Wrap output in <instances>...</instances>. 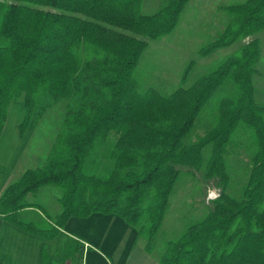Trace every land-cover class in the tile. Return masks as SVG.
Returning a JSON list of instances; mask_svg holds the SVG:
<instances>
[{
  "label": "trees",
  "instance_id": "trees-1",
  "mask_svg": "<svg viewBox=\"0 0 264 264\" xmlns=\"http://www.w3.org/2000/svg\"><path fill=\"white\" fill-rule=\"evenodd\" d=\"M142 1L0 0V134L14 102H23V137L45 113L42 99L78 97L66 109L44 165L26 170L1 193L0 218L49 242L70 219L115 216L135 229V243L143 241L159 264H264V105L256 102L252 84L264 0L228 8L231 21L198 56L252 40L186 87L190 62L167 94L140 90L135 72L149 42L171 34L191 0H166L150 15ZM202 116L210 127L193 139ZM106 143L111 166L101 170L91 157ZM234 160L241 171L232 169ZM181 167L218 178L222 191L206 216L156 254ZM47 187L60 192L53 218L27 200ZM46 248L41 264H52ZM83 248L68 241L61 264H82Z\"/></svg>",
  "mask_w": 264,
  "mask_h": 264
},
{
  "label": "rangeland",
  "instance_id": "rangeland-1",
  "mask_svg": "<svg viewBox=\"0 0 264 264\" xmlns=\"http://www.w3.org/2000/svg\"><path fill=\"white\" fill-rule=\"evenodd\" d=\"M244 1L191 0L183 9L174 31L156 41L149 42L135 72V80L139 89L155 88L163 94L171 93L179 86L185 67L193 61L195 63L185 85L188 87L198 78L214 70L225 58L237 53L242 45L247 44L254 37L239 40L205 58L198 56L199 49L215 41L231 21L232 14L228 8ZM164 3L166 0H143L142 11L147 15L153 14ZM256 38L260 40L261 56L257 67L258 72L253 76L252 84L255 88L256 102L264 105V32L257 34ZM77 101L78 97L69 101L42 99L40 106H46L47 109L40 119L32 121L23 137H20L18 129L24 115L23 102L20 100L9 106L7 119L0 134V165L11 169V177L8 181L14 182L26 170L44 165L66 109L73 108ZM210 124L206 116L200 117L195 124L193 139L203 135L209 129ZM109 145L110 143H106L97 147L91 157V160L96 162L101 170L111 166L106 159ZM230 164L232 169H243L240 161L234 160ZM181 170L183 174L169 200L170 207L157 237L156 254H159L161 246L165 243L178 240L188 224L206 216L213 209V202L216 200L214 196L218 197L222 191L219 179L206 177L203 170L190 167H181ZM240 171L235 175L232 174L238 184ZM59 195L60 192L57 189L47 187L41 189L36 196H29L27 200L29 203L40 206L46 216L53 218L60 212L57 204ZM32 216L34 215H27L28 218ZM117 220L120 219L117 217ZM120 221L122 223L109 226L107 221L98 220L99 226L102 225L110 233L115 234L114 240L108 243L107 248L116 246L125 234L123 228H126V224ZM73 222H75L74 219L70 224ZM34 240L40 242L38 238ZM137 242L144 246L143 241ZM66 244L65 235L45 243L52 264H61ZM98 250H94L98 259H88L86 255L82 264H115L108 252L105 253L103 249H100V252ZM154 256L157 258L156 255ZM66 264L74 263L66 262Z\"/></svg>",
  "mask_w": 264,
  "mask_h": 264
},
{
  "label": "crops",
  "instance_id": "crops-1",
  "mask_svg": "<svg viewBox=\"0 0 264 264\" xmlns=\"http://www.w3.org/2000/svg\"><path fill=\"white\" fill-rule=\"evenodd\" d=\"M5 168L8 169L7 172L0 171V195L12 183L8 181L11 177V169ZM73 219L75 222L70 224L72 221L70 219L59 237L65 235L66 242L77 240L83 244V258L87 255L88 259H98L94 250L103 249L105 253H109L115 264H159L154 255L145 251L142 243H135L136 231L128 225L123 228L125 234L119 243L113 248H107L108 243L114 240L115 234L110 233L102 225L99 226L98 220H105L109 226L113 224L115 226L117 223H122L120 221L122 219L117 220L115 216L101 214H94L86 219ZM34 239L36 237L18 231L0 218V264H41V249L48 241L40 239L38 242Z\"/></svg>",
  "mask_w": 264,
  "mask_h": 264
},
{
  "label": "built area",
  "instance_id": "built-area-1",
  "mask_svg": "<svg viewBox=\"0 0 264 264\" xmlns=\"http://www.w3.org/2000/svg\"><path fill=\"white\" fill-rule=\"evenodd\" d=\"M217 196H214V199H216Z\"/></svg>",
  "mask_w": 264,
  "mask_h": 264
}]
</instances>
